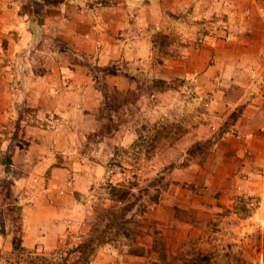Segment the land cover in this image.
Returning <instances> with one entry per match:
<instances>
[{
  "label": "rangeland",
  "instance_id": "obj_1",
  "mask_svg": "<svg viewBox=\"0 0 264 264\" xmlns=\"http://www.w3.org/2000/svg\"><path fill=\"white\" fill-rule=\"evenodd\" d=\"M21 1V12L25 14V7L33 16L30 19L26 15L29 27L40 30L49 50L63 51L61 59L72 61L76 56L73 30L78 28L72 15L88 14L85 2L74 7L71 0H60L59 4L49 0ZM204 1L213 8L216 4L215 0ZM105 2L94 0L96 8L103 10L101 13L106 12ZM118 8L114 14L123 15L125 7ZM61 15L63 20H57ZM178 17L170 13L168 20L155 23L160 28L156 36L160 57L154 67L135 71L134 65L121 62L119 67L109 63L105 69L98 66L94 70L104 100L96 131L86 134L81 151L88 164L84 174L92 173L95 180L88 182L86 192L74 191L79 209H66L52 227L43 222L47 228L38 232L45 237L33 247L22 245L25 218L18 199L11 194L12 178H1L0 231L9 230L13 244L12 250L6 248L1 254L2 264H153L154 260L165 264L159 258L162 243L166 260L172 263L175 259L182 264L196 251H214L227 253L228 257L220 258L230 264H238V257L247 264H264V21L256 11L249 22L252 32L247 38L252 53L240 54L233 47L217 53V42L230 43L231 37L213 39L205 34L220 28L230 31L228 26L213 18L202 22L188 15L183 18L186 23L179 25ZM230 25L239 28L237 23ZM186 43L195 51L191 67L196 71L189 78L177 75L168 56L180 53ZM202 48L207 50L206 55L200 54ZM204 66L212 69L207 76L199 72ZM119 71L124 76L113 78L112 74ZM163 77L167 78L162 80ZM229 80L248 83L245 100L239 97L243 87L229 86ZM169 87L175 91H169ZM58 88L50 96L49 119L52 114L62 118L60 112H54L61 104H74L67 96L65 102L61 101L66 93L62 94L63 87ZM3 89L8 93L7 86ZM0 106L8 112L1 119L5 128L0 146L10 137L20 149L25 148V120H31L34 113L22 103L3 101ZM12 108H16V118ZM46 122V147L51 149L57 144L58 161L45 176L56 173L63 177L69 173L74 182L75 165L72 163L67 172L64 158L73 151L66 143L67 132L61 126L55 140L52 124ZM6 152L0 149V158L7 164L13 161V154ZM93 159L104 162L103 166L90 167ZM10 175L17 177L18 168H12ZM68 181L61 189L72 193L73 184ZM120 184L132 191L128 201L133 208L128 216L133 218L127 226L138 230V235L126 236L119 244L106 239L93 250L80 249L87 238L97 239L106 228L110 219L103 217V208L113 203L114 187ZM69 201L74 202L71 197ZM115 229L106 233L107 238ZM34 234L35 231V238ZM135 247L142 255L134 254Z\"/></svg>",
  "mask_w": 264,
  "mask_h": 264
},
{
  "label": "crops",
  "instance_id": "obj_2",
  "mask_svg": "<svg viewBox=\"0 0 264 264\" xmlns=\"http://www.w3.org/2000/svg\"><path fill=\"white\" fill-rule=\"evenodd\" d=\"M105 1L104 5L108 6L104 8L106 12L101 13L103 10L100 7L96 8L94 0H71L74 7L85 2L88 14L72 15L73 21L78 23L77 30H73L76 44L73 53L76 56L72 61L67 62L60 57L63 51L49 50L40 30L36 32L35 28L29 27L28 17L21 12V0H0V103L3 101L12 104L22 103L27 110L34 113L31 120H25V134L28 135V144L25 148L20 149L10 137L7 142L3 140V145L0 146V149L13 154V161L7 164L3 158H0V181L5 175L12 178L11 194L18 199L17 203L25 218L22 245L26 247H33L38 240L45 237L43 232H38L47 228L43 225L45 222L52 227L58 220L56 218L64 215L66 209H70L71 206L76 210L79 209L81 205L74 191L86 192L89 188L88 182L95 180L92 173L84 174V167L88 164L81 150L86 134L96 131L99 111L104 100L103 92L98 87L97 78L93 74L98 66L105 69V66L111 63L119 67L120 63L124 62L134 65L135 71L154 67L156 59L160 57V45L156 41L160 28L155 23L162 19L168 20L170 13L171 15L177 13L179 25L186 23L183 18L188 15L202 22L212 21L213 18L214 22L228 26L230 31H223L220 28L209 32L208 35L205 34L206 38L213 39L231 37L230 43L224 40L217 42V53L226 52L224 48L229 51L228 47H233L240 54L252 53L251 42L247 38L252 32V23L249 22L256 11L264 21V0H215L214 8L204 0ZM60 2L59 0L56 4ZM118 6L125 7L123 15L114 14L119 10ZM214 14L216 17H213ZM60 18L63 20L64 16L61 15L59 18L57 16V20ZM231 23L239 24L236 27L240 29H235L230 25ZM182 40L187 42L186 38ZM36 41L41 44L35 45ZM194 53V49L186 43L180 53L171 52L168 55L171 68L176 69L178 76L189 78L196 71L191 67ZM200 54L206 55L207 50L202 48ZM200 58L193 60L198 62ZM210 70L204 66L199 72L207 76ZM123 76L120 71L112 74V77L117 79ZM163 78L162 80H165L167 77ZM234 80H229V86L243 87L244 92H241L239 97L245 100L243 99L247 96L245 85L248 86V83ZM5 86L9 90L6 94L3 89ZM58 87L64 88L62 94L66 93L61 101L67 96L74 104L71 107L61 104L57 109L51 106L52 109L55 108L54 112L61 113L62 118H56L52 114L53 117L49 119L48 112L52 113L48 106L51 102L50 96L54 95V90L60 89ZM49 89L51 93L48 95ZM57 100L56 98L54 101ZM11 113L13 118H16V108L15 110L12 108ZM7 114L8 112L0 106V136L5 128L1 119H5ZM46 121L56 129V131L51 130L56 135L55 140H58L57 131H60L61 126L67 132L66 143L74 152H69L64 158L69 167L66 168L67 172L70 171L72 163L75 165L77 172L73 173L76 177L74 182L69 177V173L63 177H58L56 173L45 176L46 171L58 161L57 144L51 145V149L46 147L45 135L49 131L46 128ZM95 152L99 153L96 149ZM90 162V167H101L104 164L98 159ZM12 168L13 170L18 168L17 177L10 175ZM67 181L73 184L72 193L68 189L66 191L65 188L61 189ZM46 184L48 188H45ZM70 197L74 202L69 201ZM12 246L9 230L7 233L0 231V264L4 260L1 254L6 248L12 250Z\"/></svg>",
  "mask_w": 264,
  "mask_h": 264
},
{
  "label": "trees",
  "instance_id": "obj_3",
  "mask_svg": "<svg viewBox=\"0 0 264 264\" xmlns=\"http://www.w3.org/2000/svg\"><path fill=\"white\" fill-rule=\"evenodd\" d=\"M49 1L53 3L59 2V0H49ZM28 6H30V4L27 5V7ZM23 8L25 9V14L28 15L30 19H32L33 17L32 13L30 11H26L25 7ZM167 89H173V88L169 87ZM115 186H116L114 187L115 192H113V197H112L113 203L108 207L103 208L105 214L103 215V217L104 216L109 217L110 219L109 223L107 224L106 228L101 231L97 239L91 238L92 236L87 238V241L79 245L80 249L90 248L93 250L95 247H98L99 245L107 242L106 239L113 240L115 241L116 244H119L126 236L132 238L138 235V230H136L135 228L131 229L130 227L127 226L131 224L133 218V216L131 217L128 216V212L133 208V203L128 201V199L132 195V191L130 190V187L126 185L120 184ZM112 228H116L115 232L112 237L107 238L106 233L110 231ZM161 247L162 248L159 250L160 252L159 255H161V257L159 258H161L162 261L165 260V264H180L175 262L176 261L175 259H173L174 263L171 262V259L170 261H167L166 259L168 255H167V251L164 248L165 247L164 243H162ZM133 250H134V254L142 255L141 253L142 251L140 250L139 247H135ZM153 251H156V246H155V250ZM222 256L228 257V254L227 253L223 254L220 252L216 253L214 251H206L205 253H202L201 251H196V253L194 252L189 259H185V261L182 264H230L229 262L227 261L225 262L222 258H220ZM235 260L238 264H247L245 260L240 257L235 258ZM46 264H56V263L48 262ZM153 264H158V261L154 260Z\"/></svg>",
  "mask_w": 264,
  "mask_h": 264
}]
</instances>
